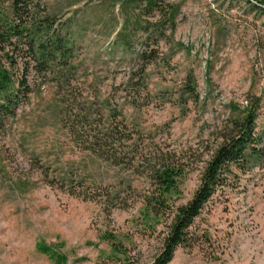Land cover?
<instances>
[{"label": "rangeland", "instance_id": "rangeland-1", "mask_svg": "<svg viewBox=\"0 0 264 264\" xmlns=\"http://www.w3.org/2000/svg\"><path fill=\"white\" fill-rule=\"evenodd\" d=\"M32 12L34 27L48 20L69 55L41 73L29 61L27 96L13 116L0 115V264H150L172 217L142 203L157 195L144 172L154 151L183 165L168 195L174 210L254 100L261 157L217 190L194 223L205 237L177 247L168 264H264V5L35 0ZM23 66L18 59L16 76ZM65 115L88 117L99 131L115 115L135 131L133 165L76 146Z\"/></svg>", "mask_w": 264, "mask_h": 264}, {"label": "trees", "instance_id": "trees-1", "mask_svg": "<svg viewBox=\"0 0 264 264\" xmlns=\"http://www.w3.org/2000/svg\"><path fill=\"white\" fill-rule=\"evenodd\" d=\"M255 1L264 5V0ZM34 6L35 0H8L7 6L0 5V115L13 116L18 97L27 96L29 87L26 84V71L29 61L35 64V71L41 73L69 55L62 39L49 29L51 23L48 20L44 19V32L41 31L42 26L34 27ZM47 36H50V39L43 40ZM20 46H25L26 52L17 54L18 58H15V51ZM18 59L24 65L20 76L13 72ZM257 103L258 101L254 100L250 107L242 110L241 116L232 120L230 128L225 129L219 136V142L208 150L199 185L193 191L192 197L185 204L177 205L174 210H170L167 200L169 193L177 189L178 179L183 176V165L169 157L162 159V154L154 151L156 154H153V164L149 163L144 172L145 177L154 183L157 195L145 196L142 203L154 217L167 210L168 216L172 217L166 226L160 251L150 264H168L177 247H191L205 237V231H198L194 225L196 217L201 215L206 203L217 190L235 185L237 171L243 172L251 160L261 157L263 149L258 148L261 139L255 131ZM66 115L65 122L76 146L91 150L102 158L111 159L115 164L133 163L135 154H128V150L136 151L137 146L132 144L135 143L132 142L135 131L116 120L115 115H112L110 128L101 131L93 128V121L88 117L70 120ZM122 148L127 150L124 158L116 153V149ZM158 157L160 160H157ZM145 160L143 158L141 161L143 165ZM109 241L111 247L118 251V244L112 236H109Z\"/></svg>", "mask_w": 264, "mask_h": 264}]
</instances>
